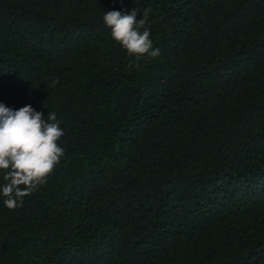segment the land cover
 <instances>
[{"label":"trees","instance_id":"1","mask_svg":"<svg viewBox=\"0 0 264 264\" xmlns=\"http://www.w3.org/2000/svg\"><path fill=\"white\" fill-rule=\"evenodd\" d=\"M134 9L158 57L105 26ZM0 103L64 132L0 264H264V0H0Z\"/></svg>","mask_w":264,"mask_h":264},{"label":"clouds","instance_id":"2","mask_svg":"<svg viewBox=\"0 0 264 264\" xmlns=\"http://www.w3.org/2000/svg\"><path fill=\"white\" fill-rule=\"evenodd\" d=\"M148 11L139 21L137 9L128 14L108 11L103 17L112 39L137 59L160 55V49L153 48L150 30L140 31ZM63 135L55 112L48 113L45 119L30 105L13 110L0 103V173L5 181L0 195L6 208L22 206L25 197L47 183L64 156V149L58 144Z\"/></svg>","mask_w":264,"mask_h":264}]
</instances>
